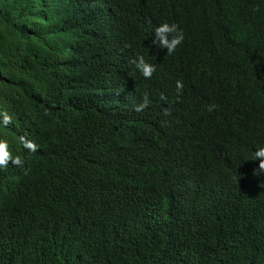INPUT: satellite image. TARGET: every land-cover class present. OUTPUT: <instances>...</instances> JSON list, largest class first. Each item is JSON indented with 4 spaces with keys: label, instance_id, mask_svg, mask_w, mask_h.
Masks as SVG:
<instances>
[{
    "label": "trees",
    "instance_id": "trees-1",
    "mask_svg": "<svg viewBox=\"0 0 264 264\" xmlns=\"http://www.w3.org/2000/svg\"><path fill=\"white\" fill-rule=\"evenodd\" d=\"M260 147L264 0H0V264H264Z\"/></svg>",
    "mask_w": 264,
    "mask_h": 264
},
{
    "label": "clouds",
    "instance_id": "clouds-1",
    "mask_svg": "<svg viewBox=\"0 0 264 264\" xmlns=\"http://www.w3.org/2000/svg\"><path fill=\"white\" fill-rule=\"evenodd\" d=\"M184 40L183 31L180 30L175 23H162L154 29V36L152 44L158 46L160 49H166V52L171 55L181 45ZM130 63L134 66V69L139 72L145 79H151L153 73L156 71L154 65L148 63L143 56H136ZM182 85L177 82V90L181 89ZM163 98V97H162ZM149 104L148 99L145 97L143 101L136 105L134 110L139 112L142 111ZM214 106H209L208 110L212 111ZM31 150H35V145H28ZM256 160H259V172H264V147H260L255 153ZM5 162L0 160V166ZM19 163V161H14Z\"/></svg>",
    "mask_w": 264,
    "mask_h": 264
}]
</instances>
